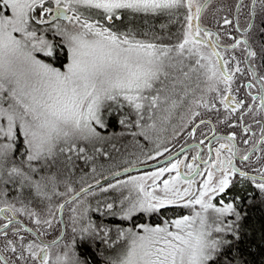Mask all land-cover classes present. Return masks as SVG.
Segmentation results:
<instances>
[{
	"label": "snow or ice",
	"instance_id": "obj_1",
	"mask_svg": "<svg viewBox=\"0 0 264 264\" xmlns=\"http://www.w3.org/2000/svg\"><path fill=\"white\" fill-rule=\"evenodd\" d=\"M257 37L264 0H0V264H264Z\"/></svg>",
	"mask_w": 264,
	"mask_h": 264
},
{
	"label": "trees",
	"instance_id": "obj_2",
	"mask_svg": "<svg viewBox=\"0 0 264 264\" xmlns=\"http://www.w3.org/2000/svg\"><path fill=\"white\" fill-rule=\"evenodd\" d=\"M119 129L118 126L110 127L105 134H111L119 131ZM232 191L244 199V205L242 207L246 208L248 213L247 219L244 221V230L249 234V236L246 237V241L250 238L255 245L261 244L262 237H264V204H261L257 198L254 202V206L248 207V193L251 191L250 188L243 190L239 189L237 186L236 188H233ZM249 259H251V257Z\"/></svg>",
	"mask_w": 264,
	"mask_h": 264
},
{
	"label": "rangeland",
	"instance_id": "obj_3",
	"mask_svg": "<svg viewBox=\"0 0 264 264\" xmlns=\"http://www.w3.org/2000/svg\"><path fill=\"white\" fill-rule=\"evenodd\" d=\"M257 40H259L258 38H256ZM262 39V38H261ZM119 131H120V129H119ZM116 132H118V131H116ZM110 134V133H109ZM107 135V134H106ZM130 139V138H129ZM179 139V138H178ZM177 139V140H178ZM176 140V141H177ZM176 141H174V143L176 142ZM128 141L127 140H124V141H122L121 143H127ZM168 146H170V145H168ZM117 147H120V143H117ZM148 147L150 148L151 147V145L149 144L148 145ZM130 150L129 151H133V149L132 148H129ZM119 158V157H118ZM141 159H143V157H141ZM148 162H150V161H148ZM124 167H128L129 165L128 164H124L123 165ZM148 170H150V169H148ZM107 173H105V175H106ZM131 174H133V175H135V174H138L137 172H134V173H131ZM97 178H99V177H97ZM123 178V177H122ZM93 206H95V201H93ZM172 214V212L171 211H169L168 213H166V215H171ZM95 218H98V216H96ZM110 223H118L119 221H117V220H110L109 221ZM137 222H144V223H152V224H155V223H159L160 222V220H159V218L158 217H156V216H153V217H151L150 219L149 218H147V217H144L143 219H140V220H138Z\"/></svg>",
	"mask_w": 264,
	"mask_h": 264
},
{
	"label": "flooded vegetation",
	"instance_id": "obj_4",
	"mask_svg": "<svg viewBox=\"0 0 264 264\" xmlns=\"http://www.w3.org/2000/svg\"><path fill=\"white\" fill-rule=\"evenodd\" d=\"M242 25H243V21H242ZM259 40L262 38V39H264V37H257ZM181 143H183V141L181 140V139H178L175 143H174V147L172 146V145H170L169 147H171L172 148V151H176V150H178V148H179V146H180V144ZM158 159H163V157H160V158H158ZM151 162V161H150Z\"/></svg>",
	"mask_w": 264,
	"mask_h": 264
},
{
	"label": "water",
	"instance_id": "obj_5",
	"mask_svg": "<svg viewBox=\"0 0 264 264\" xmlns=\"http://www.w3.org/2000/svg\"><path fill=\"white\" fill-rule=\"evenodd\" d=\"M161 160H162V159H161ZM147 164H148V165H155V164H156V161L147 162ZM137 167H138L139 169H145V170H148V169H147V165H137ZM134 172H136V171H133L132 173H134Z\"/></svg>",
	"mask_w": 264,
	"mask_h": 264
}]
</instances>
